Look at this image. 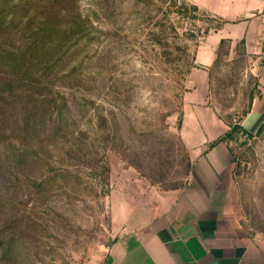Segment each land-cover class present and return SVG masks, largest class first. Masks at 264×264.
<instances>
[{
  "label": "rangeland",
  "instance_id": "obj_1",
  "mask_svg": "<svg viewBox=\"0 0 264 264\" xmlns=\"http://www.w3.org/2000/svg\"><path fill=\"white\" fill-rule=\"evenodd\" d=\"M218 38L206 106L264 249V0H0V264H105L117 197L185 187L181 96Z\"/></svg>",
  "mask_w": 264,
  "mask_h": 264
},
{
  "label": "crops",
  "instance_id": "obj_2",
  "mask_svg": "<svg viewBox=\"0 0 264 264\" xmlns=\"http://www.w3.org/2000/svg\"><path fill=\"white\" fill-rule=\"evenodd\" d=\"M221 38L201 49L200 65L186 77L177 135L188 152L182 190L152 193L145 203L120 197L110 204L119 231L105 264H264V249L244 235L235 204L227 149V127L207 104L209 67ZM200 54H206L201 62ZM264 105V54L257 75Z\"/></svg>",
  "mask_w": 264,
  "mask_h": 264
},
{
  "label": "trees",
  "instance_id": "obj_3",
  "mask_svg": "<svg viewBox=\"0 0 264 264\" xmlns=\"http://www.w3.org/2000/svg\"><path fill=\"white\" fill-rule=\"evenodd\" d=\"M194 10H195V7H194ZM222 43V41H220V44ZM180 122H181V112H180V115L178 117V121H177V128H179L180 126ZM229 136V133H226L224 136H223V139L228 137ZM222 140V139H221Z\"/></svg>",
  "mask_w": 264,
  "mask_h": 264
}]
</instances>
